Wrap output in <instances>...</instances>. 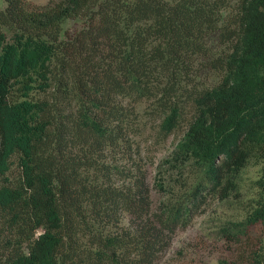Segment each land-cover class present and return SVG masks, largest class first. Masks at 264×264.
I'll list each match as a JSON object with an SVG mask.
<instances>
[{
    "label": "trees",
    "instance_id": "trees-1",
    "mask_svg": "<svg viewBox=\"0 0 264 264\" xmlns=\"http://www.w3.org/2000/svg\"><path fill=\"white\" fill-rule=\"evenodd\" d=\"M3 1L0 264H155L250 163L218 264H264V0ZM146 130L178 133L155 206Z\"/></svg>",
    "mask_w": 264,
    "mask_h": 264
},
{
    "label": "rangeland",
    "instance_id": "rangeland-1",
    "mask_svg": "<svg viewBox=\"0 0 264 264\" xmlns=\"http://www.w3.org/2000/svg\"><path fill=\"white\" fill-rule=\"evenodd\" d=\"M25 1L43 4L47 0ZM3 6L4 1L0 0V7ZM72 24L74 23L69 25ZM177 137L178 133H174L166 139L159 140L156 134L148 130L139 137L141 161L151 186L150 194L154 206L168 196L167 191L157 189V182H174L178 177L177 170L170 167L166 159ZM259 167V164L250 163L243 169L239 195L242 201L232 196L227 200L208 199L192 214L185 225L175 230L169 245L161 252L155 264H218L227 254L228 248L217 230L227 220L243 216L247 208L246 200L256 187L255 179L259 174ZM16 173L17 167L13 165L9 174L14 176ZM171 174L174 178H171ZM180 186L182 185H175L174 188ZM258 230L264 237V226L258 227Z\"/></svg>",
    "mask_w": 264,
    "mask_h": 264
}]
</instances>
